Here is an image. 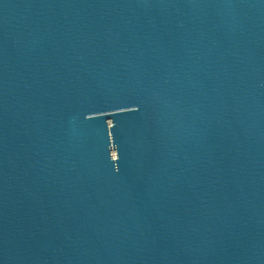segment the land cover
Segmentation results:
<instances>
[{
  "label": "water",
  "instance_id": "1",
  "mask_svg": "<svg viewBox=\"0 0 264 264\" xmlns=\"http://www.w3.org/2000/svg\"><path fill=\"white\" fill-rule=\"evenodd\" d=\"M0 264H264V0H0Z\"/></svg>",
  "mask_w": 264,
  "mask_h": 264
}]
</instances>
